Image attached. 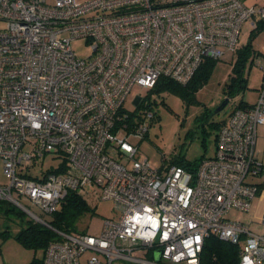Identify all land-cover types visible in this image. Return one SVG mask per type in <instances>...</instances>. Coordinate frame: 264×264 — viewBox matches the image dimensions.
I'll return each instance as SVG.
<instances>
[{
	"label": "built area",
	"instance_id": "2783aa9c",
	"mask_svg": "<svg viewBox=\"0 0 264 264\" xmlns=\"http://www.w3.org/2000/svg\"><path fill=\"white\" fill-rule=\"evenodd\" d=\"M264 7L241 0H0V204L51 216L67 192L110 200L120 213L97 236L54 230L42 264H200L210 236L240 247L238 264H264V231L227 214L248 213L264 170L257 132L264 129V79L250 107L222 124L213 155L195 173L153 169L137 146L157 118L138 94L164 77L185 86L206 60L236 54L243 22ZM84 41L79 58L72 44ZM260 67L264 69V60ZM56 170L32 177L44 156ZM165 160V159H163ZM26 202L28 207L22 204ZM264 228V215L261 219ZM53 230V229H52ZM148 250L153 259L134 256ZM160 251L159 260L154 254Z\"/></svg>",
	"mask_w": 264,
	"mask_h": 264
},
{
	"label": "rangeland",
	"instance_id": "374dc122",
	"mask_svg": "<svg viewBox=\"0 0 264 264\" xmlns=\"http://www.w3.org/2000/svg\"><path fill=\"white\" fill-rule=\"evenodd\" d=\"M77 1L84 2L86 0ZM241 1L247 6L264 7V0ZM250 22L251 19L242 23L237 45L240 48L252 38V48L256 53H260V56L251 55L247 59L244 68L245 88L233 98L228 99V104L218 114L207 118L204 116V113L209 115L208 112H214L222 100L226 98L222 92V87L229 81L236 54L226 52V55L215 60L207 81L195 91L191 101L184 100L172 93L150 94L149 96L148 91H140L139 88H133L130 91L124 103L127 109H133V103L140 94L145 103L151 104V108L157 116L143 140L137 141L133 137L129 140L137 146V158L139 160L147 159L148 164L153 169L162 170L169 165L168 163L176 159L193 162L202 157H210L213 155L215 138L219 132L217 123L227 122L229 111L241 101L249 105L256 102L258 90L261 88L262 79H264V69L259 64L264 59V30L249 38L252 30ZM2 27L3 24L0 21V28ZM72 46L79 58H84L90 54V49L84 41L75 42ZM259 136L258 147L262 149L261 152L264 154V135L260 134ZM61 164H63L61 157L47 155L39 160L33 169H30L29 174L32 177L40 176L42 171L56 170L60 168ZM2 169L0 160V184H6L7 179ZM246 180L256 184L259 179L256 176L248 177ZM86 201L94 210V214L82 217L78 224L79 230H86L88 234L97 236L101 232V226L105 219H119L120 213L110 200L97 201L86 198ZM22 204L24 207H28L26 202ZM28 209L43 221H49V216L41 214L36 209ZM230 216L228 213L227 217L230 218ZM30 222L41 224L15 204L6 201L0 204V264H29L33 259L42 257L40 250L28 249L15 239L19 230L26 227ZM134 256L150 260L153 259V252L142 250L141 252H134ZM100 261L101 264L105 263L102 258Z\"/></svg>",
	"mask_w": 264,
	"mask_h": 264
},
{
	"label": "trees",
	"instance_id": "16d2710c",
	"mask_svg": "<svg viewBox=\"0 0 264 264\" xmlns=\"http://www.w3.org/2000/svg\"><path fill=\"white\" fill-rule=\"evenodd\" d=\"M254 23L256 27L251 30L249 38L253 34H257L258 32L264 30V19L255 20ZM251 41L252 38H250L245 45L236 50V60L234 62L235 64L232 67L229 81L228 83H225L224 87H222V92L226 98H233L240 90H243L245 88L244 68L247 64L246 61L249 57H251V55H260V53H256V51L253 50ZM213 63L215 64V60L206 59L185 86L180 85L168 78H159L155 85V88L149 91V96L150 94L161 95L163 93H172L182 97L184 100L191 101L195 91L207 81L208 75L210 74L211 69L214 66ZM146 104L151 107V104H149V102H147ZM250 106L251 105H249L248 103L241 101L240 104L234 106L229 112L231 113L236 109ZM208 113L210 114L208 115L204 113V116L206 118L214 115V113L212 112ZM222 124L224 123H217L219 129ZM202 158L193 162H184L182 160L176 159L168 164L180 166L189 172L195 173L198 162L201 161ZM86 202V198L79 196L76 192L69 191L62 201V204H59L60 207L49 217L50 219L47 223L52 227L53 230L43 224L32 222H30L26 227L19 230L18 234L15 236V239L19 244L28 249H32L34 251L40 250L42 252L41 258L33 259L29 264L43 263V253L48 244L51 241H57L60 239L58 234L54 230L65 234L87 233L86 230L78 229L79 221L82 219V217H84V215L90 216L94 214V210ZM202 248L203 249L199 259L200 264L239 263L238 257L240 253V247L238 246V244H232L212 235L204 241Z\"/></svg>",
	"mask_w": 264,
	"mask_h": 264
},
{
	"label": "crops",
	"instance_id": "0c3cea01",
	"mask_svg": "<svg viewBox=\"0 0 264 264\" xmlns=\"http://www.w3.org/2000/svg\"><path fill=\"white\" fill-rule=\"evenodd\" d=\"M260 134L264 135V129L258 130V139L256 143V148L258 151L257 158L262 162V164H264V154H262L261 152L262 149L258 147ZM258 179L259 180L256 182V184L258 185V192L251 203V211L245 214L238 211L231 212V217H233L234 220L245 226L247 225L250 230L257 234L262 233V231H264V228H262L260 221L262 215H264V171H262V173L258 176Z\"/></svg>",
	"mask_w": 264,
	"mask_h": 264
},
{
	"label": "water",
	"instance_id": "95a60500",
	"mask_svg": "<svg viewBox=\"0 0 264 264\" xmlns=\"http://www.w3.org/2000/svg\"><path fill=\"white\" fill-rule=\"evenodd\" d=\"M229 98H225V99H223L222 100V103L217 107V109H215L214 110V112H212V113H214V114H218V112H220V111H222L225 107H226V105L228 104V100ZM41 224H43V225H45L44 223H42L41 222ZM159 256H160V251L159 252H156L155 254H154V258H155V260H159Z\"/></svg>",
	"mask_w": 264,
	"mask_h": 264
},
{
	"label": "bare ground",
	"instance_id": "6f19581e",
	"mask_svg": "<svg viewBox=\"0 0 264 264\" xmlns=\"http://www.w3.org/2000/svg\"><path fill=\"white\" fill-rule=\"evenodd\" d=\"M147 260H149V259H147ZM150 261V260H149Z\"/></svg>",
	"mask_w": 264,
	"mask_h": 264
}]
</instances>
